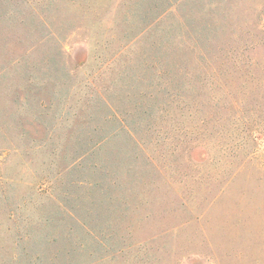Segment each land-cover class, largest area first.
Returning a JSON list of instances; mask_svg holds the SVG:
<instances>
[{
	"label": "rangeland",
	"instance_id": "1",
	"mask_svg": "<svg viewBox=\"0 0 264 264\" xmlns=\"http://www.w3.org/2000/svg\"><path fill=\"white\" fill-rule=\"evenodd\" d=\"M0 264H264V0H0Z\"/></svg>",
	"mask_w": 264,
	"mask_h": 264
}]
</instances>
